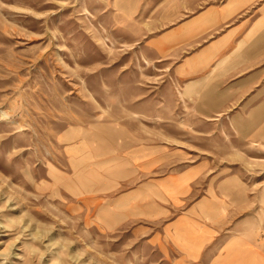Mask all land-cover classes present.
<instances>
[{"label":"rangeland","instance_id":"obj_1","mask_svg":"<svg viewBox=\"0 0 264 264\" xmlns=\"http://www.w3.org/2000/svg\"><path fill=\"white\" fill-rule=\"evenodd\" d=\"M147 1L0 0V264H176L137 240L134 224L109 231L106 215L76 199L92 186L81 187L91 175L70 152L80 138L86 149L129 136L167 146L177 161L161 175L206 161L235 176L224 236L252 225L264 236V137L254 146L223 128L172 129L187 111L179 100L170 116L169 86L143 53ZM216 179L194 186L204 194Z\"/></svg>","mask_w":264,"mask_h":264},{"label":"crops","instance_id":"obj_2","mask_svg":"<svg viewBox=\"0 0 264 264\" xmlns=\"http://www.w3.org/2000/svg\"><path fill=\"white\" fill-rule=\"evenodd\" d=\"M147 2L153 21L144 32L143 53L158 71L157 81L169 86L164 97L170 116L179 100L187 111L184 126L173 122L172 129L223 128L257 146L264 137V0ZM196 118L206 122L198 127ZM134 137L115 144L88 139V149L85 138L69 143L74 161L79 159L76 170L91 175L80 183L92 184L91 191L76 199L106 215L109 231L134 224L137 240L176 264H264V236L253 225L224 236L226 204L240 195L235 176H215L206 161L161 175L177 156L167 146L132 143ZM212 177L217 179L200 194L195 182ZM221 178L227 181L219 183Z\"/></svg>","mask_w":264,"mask_h":264},{"label":"bare ground","instance_id":"obj_3","mask_svg":"<svg viewBox=\"0 0 264 264\" xmlns=\"http://www.w3.org/2000/svg\"><path fill=\"white\" fill-rule=\"evenodd\" d=\"M90 136V135H89ZM87 138V137H86ZM85 147H87V146H85Z\"/></svg>","mask_w":264,"mask_h":264}]
</instances>
